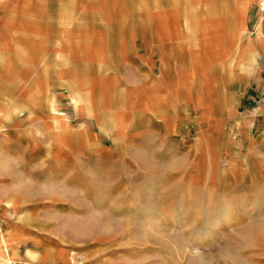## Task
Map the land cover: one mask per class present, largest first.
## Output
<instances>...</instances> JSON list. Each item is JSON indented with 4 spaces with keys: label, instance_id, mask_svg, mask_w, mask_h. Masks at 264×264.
I'll return each mask as SVG.
<instances>
[{
    "label": "crops",
    "instance_id": "0c3cea01",
    "mask_svg": "<svg viewBox=\"0 0 264 264\" xmlns=\"http://www.w3.org/2000/svg\"><path fill=\"white\" fill-rule=\"evenodd\" d=\"M165 167L264 174L257 0H0V264H109L66 231Z\"/></svg>",
    "mask_w": 264,
    "mask_h": 264
},
{
    "label": "rangeland",
    "instance_id": "374dc122",
    "mask_svg": "<svg viewBox=\"0 0 264 264\" xmlns=\"http://www.w3.org/2000/svg\"><path fill=\"white\" fill-rule=\"evenodd\" d=\"M167 170L128 181L136 196L127 205L112 200L96 229L66 232L108 241L109 264H264L262 170L253 180L225 173L217 182ZM95 200L103 207L109 199Z\"/></svg>",
    "mask_w": 264,
    "mask_h": 264
},
{
    "label": "built area",
    "instance_id": "2783aa9c",
    "mask_svg": "<svg viewBox=\"0 0 264 264\" xmlns=\"http://www.w3.org/2000/svg\"><path fill=\"white\" fill-rule=\"evenodd\" d=\"M257 7L261 15L264 17V0H257Z\"/></svg>",
    "mask_w": 264,
    "mask_h": 264
}]
</instances>
